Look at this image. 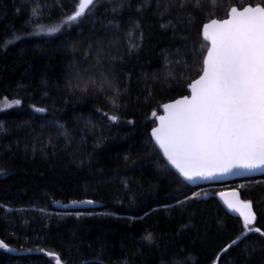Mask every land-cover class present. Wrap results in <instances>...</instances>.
I'll list each match as a JSON object with an SVG mask.
<instances>
[{
    "label": "trees",
    "instance_id": "trees-1",
    "mask_svg": "<svg viewBox=\"0 0 264 264\" xmlns=\"http://www.w3.org/2000/svg\"><path fill=\"white\" fill-rule=\"evenodd\" d=\"M257 2L217 0L218 7L206 4L196 15L203 20L211 11L212 18L224 19L231 7ZM37 3L46 6L38 21L45 25L73 10V0H0V102L21 101L0 111V170L6 173L0 178V240L16 249H0V264H55L49 252L65 264H172L173 257L186 264H264V236L256 232L216 260L243 229V221L215 196L224 187L189 186L150 142L161 105L188 94L180 74L197 77L176 63H194L192 43L203 41L197 26H188L176 9L161 19L158 12L168 0H98L94 14L80 23L36 35ZM168 19L173 26L161 28ZM137 21L143 43L129 53L125 33ZM101 46L102 66L96 68ZM166 60L176 80L165 79ZM77 71L85 78L115 74L120 88L127 86L117 122L104 116L113 111L103 96L69 93L68 80L75 83ZM33 106L48 111L38 113ZM52 120L69 130L71 143L56 129L41 128ZM231 184L228 189L253 204L252 227L264 231V177ZM194 193L200 198L189 199ZM84 200L99 207L53 208ZM148 233L152 244L144 239Z\"/></svg>",
    "mask_w": 264,
    "mask_h": 264
},
{
    "label": "snow or ice",
    "instance_id": "snow-or-ice-1",
    "mask_svg": "<svg viewBox=\"0 0 264 264\" xmlns=\"http://www.w3.org/2000/svg\"><path fill=\"white\" fill-rule=\"evenodd\" d=\"M206 4L209 8L218 7L217 0H168L163 11L158 12L159 17L164 19L176 9L177 16L188 26H197L198 36H203V41L192 43L193 64L187 60L176 61L177 64L183 63L186 72L194 70L197 74L193 79H187L184 73L180 74V80L186 83L190 95H183L180 99L161 105L165 114L158 117L159 126L152 128L150 139L153 150L161 151L179 174L193 184L198 179H211L216 174L237 175L242 171L264 169V0L240 7L233 6L226 13L228 18L220 20L212 18L211 11L204 15L203 20L196 15L205 12ZM97 6L98 0H73L70 13L63 14L56 23L45 25L38 21L43 18L46 6L37 3L32 10V16L37 17L32 34L55 35L65 27H71L93 15ZM171 26V19H168L167 24L160 25L164 29ZM115 29L118 31L119 25H115ZM125 36L129 53L138 50L144 38L140 23L137 21ZM89 48H92L91 44ZM103 53V47H97L94 67L102 66L100 57ZM171 65V61H165V67L169 69L166 80L177 79ZM115 81V74L110 78L101 71L98 76L93 74L85 78L77 71L75 83L69 79L67 88L70 94H87L91 91L93 95L103 96L113 111L112 115L104 113V116L111 122H117L119 115L116 113L128 89L127 86L121 89ZM20 104L19 99L9 101L5 97L0 102V111ZM33 108L38 113L48 111L43 107ZM152 115L155 117L157 113L154 111ZM44 127L56 129L58 135L71 143L69 130L58 121H47L41 126L42 129ZM51 139L49 137V143ZM163 170L167 172L166 167ZM0 174H4L2 170ZM219 195L224 197V203L229 209L239 212L243 219V229L217 255V261L248 233L256 232L264 236L261 228L252 227L256 216L251 201L240 199V194L235 190ZM199 198V193L189 197L192 200ZM144 239L152 244L154 237L148 233ZM0 249L16 251L3 240H0ZM47 255L55 258V264H65L58 253L49 252ZM186 259L190 260L191 257ZM172 264H186V260L173 257Z\"/></svg>",
    "mask_w": 264,
    "mask_h": 264
},
{
    "label": "water",
    "instance_id": "water-1",
    "mask_svg": "<svg viewBox=\"0 0 264 264\" xmlns=\"http://www.w3.org/2000/svg\"><path fill=\"white\" fill-rule=\"evenodd\" d=\"M237 7V6H235ZM230 11V10H229ZM228 16L224 19H227ZM217 19V18H215ZM220 20V19H218ZM203 37V36H202ZM210 46V45H209ZM187 95H190V90L188 89V94ZM181 98V97H180ZM180 98H177V99H180ZM175 99V100H177ZM173 100V101H175ZM173 101H170V102H166V103H171ZM165 104V103H164ZM163 105V104H162ZM160 111L161 113L159 115L156 116V124L154 127H158L159 126V119L158 117L161 116V115H164V110L162 107H160ZM152 131V130H151ZM159 151V150H158ZM160 155L162 156V158L166 161V163L170 166V168L186 183L188 184L189 186H192V187H209V186H221V185H226V184H229V183H232L234 181H238V180H243V179H257V178H261V177H264V169H256L252 172H246V171H242L241 174H237V175H232V174H216L215 177L211 178V179H207V180H201V179H198L197 182L195 184L193 183H190V182H187L180 174L179 172L175 169L174 166H172L166 159V157L163 156V153L161 151H159ZM233 190H235L236 192H238L240 194V199H242V196H241V193L239 190L237 189H229V190H221V191H218L215 196L217 198V200L219 201V203L221 204V206L227 211V213H229L230 215H232L233 217H237V218H240L242 221V217H240L239 215V212L237 211H234L232 209H229L227 207V205L224 203V197L220 196L219 194L220 193H231ZM243 200V199H242ZM87 201H90V200H84V201H73L67 205H62V204H54L53 205V208H54V211H57V212H76V211H85L87 209H90V208H97L99 207V204L96 203V202H93L92 203H87ZM75 202V203H74ZM252 211L255 213V210H254V207H253V204H252ZM255 216H256V220H257V215L255 213ZM256 220L254 221L253 225L256 223Z\"/></svg>",
    "mask_w": 264,
    "mask_h": 264
},
{
    "label": "rangeland",
    "instance_id": "rangeland-1",
    "mask_svg": "<svg viewBox=\"0 0 264 264\" xmlns=\"http://www.w3.org/2000/svg\"><path fill=\"white\" fill-rule=\"evenodd\" d=\"M0 106H2V105H0ZM3 173L4 174H0V178L6 176V173L5 172H3ZM231 186H233V185L231 183H229V184H226L224 186H209V187H204L201 190H205V189H209V188H222V187H224V189L226 190V189H228V187L229 188H232Z\"/></svg>",
    "mask_w": 264,
    "mask_h": 264
}]
</instances>
